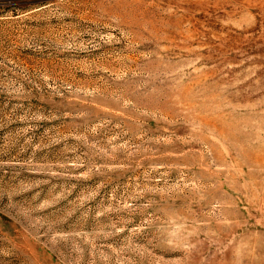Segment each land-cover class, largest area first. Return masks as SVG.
I'll return each instance as SVG.
<instances>
[{
	"label": "rangeland",
	"instance_id": "1",
	"mask_svg": "<svg viewBox=\"0 0 264 264\" xmlns=\"http://www.w3.org/2000/svg\"><path fill=\"white\" fill-rule=\"evenodd\" d=\"M0 264H264V0H0Z\"/></svg>",
	"mask_w": 264,
	"mask_h": 264
}]
</instances>
